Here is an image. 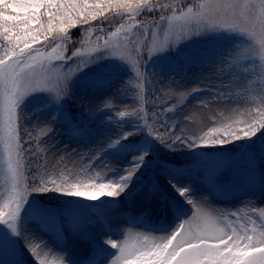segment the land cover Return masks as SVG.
Segmentation results:
<instances>
[{"label":"rangeland","instance_id":"374dc122","mask_svg":"<svg viewBox=\"0 0 264 264\" xmlns=\"http://www.w3.org/2000/svg\"><path fill=\"white\" fill-rule=\"evenodd\" d=\"M240 2L244 6L235 13L221 12L212 17L217 24L225 22L223 30L193 34L163 52L153 51L151 57L144 47L150 39L143 41L128 34L126 41L123 35L113 39L121 44L115 53L103 50L104 45H89L79 51V57L53 60L48 65L47 80L54 82L69 71L73 77L69 81V95L58 103L53 94L36 91L20 105L19 110L25 115L19 122L20 135L31 138L40 154L39 161L25 172L29 180L39 172L57 183L61 177L108 182L126 174L134 163L133 157L145 151L148 155L119 197L89 201L58 192H34L28 197L20 223L25 236L43 243L46 250H40L41 258L47 264L53 260L59 264L61 258L65 264H111L119 252L106 241L119 246L125 242L133 245L144 237L159 239L169 234L179 223L191 219L194 212L177 188H188L190 198L205 201L209 210L236 212L244 217L241 222L249 217L257 225L264 222L259 215L264 209V155L254 157L237 152L208 166L201 154L204 149L231 152L249 144L262 129L251 138L230 144L193 147L177 142L169 148L143 126L147 123L159 127L156 114H160L159 120L167 121L177 135L199 142L198 138L213 129L244 127L237 121L248 120L249 113L257 109L264 111L260 100L264 80L258 81L253 69L242 67L250 58L246 33H253L257 40L260 36L259 24L250 16L247 5H256L258 18L261 0ZM230 26H234L231 31ZM161 28H166V24L161 22ZM154 31L158 32L159 48L164 32L156 26L151 32ZM176 34L169 33L173 40ZM201 43L207 44L206 49L215 48L210 57L208 52L202 56L194 53L195 46ZM183 46L187 47V60L177 58L167 65L166 58L177 55ZM97 48L101 51L89 57L91 50ZM58 51L64 56L63 50ZM137 52L141 55L137 56ZM114 56H124L126 62ZM252 57L258 68L264 64L258 56ZM88 59L84 66L83 61ZM97 66H106L111 74L110 84L103 89L87 82V75ZM108 98L113 107L105 109L104 101ZM118 111H125V117L132 119H121ZM66 114L78 122L75 129L65 121ZM44 128L51 131L45 134L41 132ZM125 133L132 134L108 147ZM10 189L0 142V203ZM236 218L229 216L231 220ZM98 230L106 236L105 240L97 238ZM0 264H37L24 238L12 235L2 224Z\"/></svg>","mask_w":264,"mask_h":264},{"label":"snow or ice","instance_id":"6c2138e0","mask_svg":"<svg viewBox=\"0 0 264 264\" xmlns=\"http://www.w3.org/2000/svg\"><path fill=\"white\" fill-rule=\"evenodd\" d=\"M242 6L244 5L240 0H204L198 5L186 6V9L172 4L161 5V10L166 8L172 15H161L159 22L151 21L159 31L164 32V39L159 48H156L158 32H151L150 37H147V28L144 24L136 23L135 27L141 35L150 39V43H145L144 47L148 48L151 57L153 51L163 52L170 45L174 46L193 34L223 30L225 22L217 24L212 17L221 12L235 13ZM247 7L251 10L250 16L259 24L260 33L258 40L253 33H246L249 36L247 55L249 57L255 55L264 60V0H261L259 5L258 18L255 13L256 5L249 4ZM106 9L119 10L117 14L127 15L134 21L136 15L145 10L155 11L156 6L153 0H95L93 3L84 0L82 4H78L77 0H0V114H2L0 132L3 133L0 135V142L3 143L11 183V189L0 203V224L5 225L12 235L24 238L25 246L37 264H47V261L41 258L40 251L46 249L42 242L25 236L20 223L21 213L32 193L58 192L89 201H96L102 197L116 198L128 188L148 155L145 151L133 157L134 163L126 174L103 183H97L92 178L84 181L68 177H61L57 183L56 179H47L39 172L33 175L31 180L25 176L28 170L25 157L30 149L21 143L19 122L25 115L19 110L20 105L25 97L36 91L53 94L57 103L68 96L69 81L73 73L69 71L53 82L45 79L50 72L48 65H51L53 60H70L80 56L79 50L74 51L71 57L61 55L58 49L63 50V43L56 44L49 54L41 52L34 45L41 43L42 39L47 44L55 43L57 39L67 42L68 28L78 19L87 22L89 19L103 17L107 20L108 17L104 16ZM45 17L46 22L42 19ZM161 22L166 24V28H161ZM233 27L230 26L228 30L231 31ZM122 30L123 39L126 41L128 33L132 32V25L121 24L110 34V39L104 41L103 50L115 53L121 47L118 41L111 38L118 37ZM170 32L177 33L174 40L170 37ZM53 33L55 35H52ZM99 51L101 50L98 48L92 49L89 57ZM140 55L137 52V56ZM114 57L126 62L124 56ZM249 60L254 61V65L257 64L255 59ZM87 62L89 59L83 61L84 66ZM259 74H264V64L259 66ZM137 75H140L138 70ZM49 84L53 86H47ZM260 100L264 103V95H261ZM111 107H113L111 98H108L104 101V108ZM126 115L125 111H118L121 119ZM159 115L156 114V123L159 127L155 124L149 126L147 123L143 126L150 135L169 148L177 142L188 143L193 147L230 144L251 138L264 129V111L257 109L249 113L248 120L237 121L243 123L244 127L233 128L229 125L223 129H213L198 138V142L197 139L177 135L175 128L170 127L167 121L159 120ZM50 131L49 128L41 129L45 134ZM131 134H123L113 140L108 147L119 144L121 139H126ZM98 156L99 154L97 158ZM177 191L192 205L194 212L191 219H185L172 232L159 239L144 237L142 242L133 245L125 242L123 246L111 240L106 241L119 252L111 264H264V222L257 225L256 220L251 217L241 222L244 217L238 216L236 212L209 210V205L205 201L191 199L188 188H177ZM259 215L264 217V209L260 210ZM229 216L237 218L231 220ZM52 264H57V261L53 260ZM59 264H65L63 258Z\"/></svg>","mask_w":264,"mask_h":264},{"label":"trees","instance_id":"16d2710c","mask_svg":"<svg viewBox=\"0 0 264 264\" xmlns=\"http://www.w3.org/2000/svg\"><path fill=\"white\" fill-rule=\"evenodd\" d=\"M204 0H153L156 6L155 11H147L145 10L139 15H136L135 20H130V18L127 15H121L117 14L119 10L112 9L108 10L106 9L104 12V16L108 17L107 20H104L103 17H97V19L92 20L89 19L87 22H83L82 19H78L76 23L68 28L67 36L68 40L67 42H61L59 39L55 43L47 44L43 42V39L41 43H38L34 45V47L38 48L41 52H44L46 54L51 53L52 48L56 46L58 43H63V52L64 56L71 55L74 51H82L85 48H87L89 45L94 46H102L104 45L105 40L110 39V34L114 31H116L117 28L121 26V24H131L132 25V32H129L128 34L134 35V37H138L140 39H143V41H147V37L150 36L152 29L155 27L151 23V21L156 20L159 21V17L161 15H172L170 11H168L166 8L161 10V5H168L172 4L177 7H184L186 9V6L188 5H198ZM84 0H77L78 4H82ZM95 0H89V3H93ZM135 15V14H133ZM46 22V17L42 18ZM140 23L144 24L147 28V34L141 35L140 31L136 29L135 24ZM59 27V24L57 25ZM52 35H55L54 33ZM124 35V30L121 31L119 36ZM118 36V37H119ZM115 37V38H118ZM114 39V38H111ZM207 44H199L196 45L194 48V53L196 55L202 56L205 55V52L210 53L215 51V48L208 47L207 49L204 48V46ZM214 49V50H213ZM187 47L183 46L181 50L178 52L177 55H173L169 58H166L165 63L171 64L175 63L177 58L182 60H187ZM176 56V57H175ZM246 62L242 65V67H249L253 69L252 71L255 73L257 80L262 81L264 80V74H259V68L254 65V61H251L249 59H253V57L246 58ZM106 66L103 67H96V69H93L90 71V73L87 75V82L89 86L94 87L96 89H103L107 87L111 82V74L106 69ZM255 70V71H254ZM66 122L70 124V126L75 129L78 125V122L75 118L71 116V114H66ZM125 120H131L132 116H128L124 118ZM21 143L24 144L25 148L30 149V151L27 153L25 157V162L27 167H32L36 164V162L39 161L40 154L37 149H35V143L31 141V138H28L27 136L21 135ZM25 141H29V143H24ZM239 154H251L254 157H262L264 155V129L247 145H241L240 147L234 149L231 152H224L223 150H203L201 154L203 155L204 162L206 165L211 166L213 165V161H219L222 157H227L231 154L235 153Z\"/></svg>","mask_w":264,"mask_h":264},{"label":"bare ground","instance_id":"6f19581e","mask_svg":"<svg viewBox=\"0 0 264 264\" xmlns=\"http://www.w3.org/2000/svg\"><path fill=\"white\" fill-rule=\"evenodd\" d=\"M96 236H97V238H100V240H105V238H106V236L100 230H98Z\"/></svg>","mask_w":264,"mask_h":264}]
</instances>
